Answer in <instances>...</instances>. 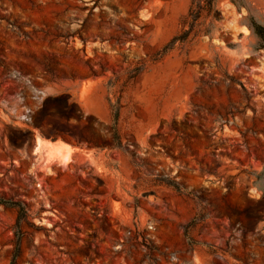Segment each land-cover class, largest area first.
Returning a JSON list of instances; mask_svg holds the SVG:
<instances>
[{
	"label": "rangeland",
	"instance_id": "374dc122",
	"mask_svg": "<svg viewBox=\"0 0 264 264\" xmlns=\"http://www.w3.org/2000/svg\"><path fill=\"white\" fill-rule=\"evenodd\" d=\"M0 0V264H264V0ZM54 140H57L53 143ZM77 146V147H73ZM75 151V152H73Z\"/></svg>",
	"mask_w": 264,
	"mask_h": 264
},
{
	"label": "trees",
	"instance_id": "16d2710c",
	"mask_svg": "<svg viewBox=\"0 0 264 264\" xmlns=\"http://www.w3.org/2000/svg\"><path fill=\"white\" fill-rule=\"evenodd\" d=\"M216 0H191L190 6L187 12V18L189 19V27L187 29H183L179 34L174 35L167 44H165L162 48V52H167L171 48H173L176 42L184 41L188 34L192 31L193 27L196 24L197 19L205 12L206 15H209L214 9V4ZM237 9L243 6L242 0H230ZM247 27L250 29L251 33H253L259 40V48H264V26L258 23L252 16H248ZM0 203L6 206H17L16 202L6 201L0 198ZM25 216V211L23 208H19L17 212V217L14 226V248L11 260L9 264H17L15 262V258L19 254V244L22 236L21 227L19 225L20 220Z\"/></svg>",
	"mask_w": 264,
	"mask_h": 264
},
{
	"label": "crops",
	"instance_id": "0c3cea01",
	"mask_svg": "<svg viewBox=\"0 0 264 264\" xmlns=\"http://www.w3.org/2000/svg\"><path fill=\"white\" fill-rule=\"evenodd\" d=\"M56 141H57V140H54L53 143H55ZM56 143H57V142H56ZM73 147H77V146H73ZM73 152H75V151H73Z\"/></svg>",
	"mask_w": 264,
	"mask_h": 264
}]
</instances>
